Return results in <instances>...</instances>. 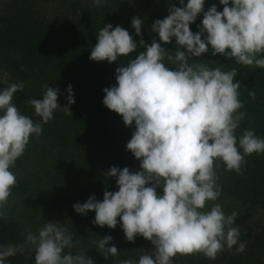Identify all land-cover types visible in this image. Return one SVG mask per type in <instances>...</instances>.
Here are the masks:
<instances>
[{"label": "clouds", "instance_id": "9594fccd", "mask_svg": "<svg viewBox=\"0 0 264 264\" xmlns=\"http://www.w3.org/2000/svg\"><path fill=\"white\" fill-rule=\"evenodd\" d=\"M204 3L179 0L180 7L170 5L168 15L151 25L159 42L153 39L150 45L142 38L144 21L133 17L131 27L141 37L138 43L144 51L116 68V84L103 89L104 106L120 115L126 127L134 125L126 150L140 161V170L111 167L105 175L115 178L118 191L105 190L102 201L89 196L73 209L81 215L94 211L92 223L99 227L115 229L119 223L128 242L139 235L154 249L138 261L116 260L121 255L117 247H106L110 235L89 241L105 259L113 257L114 264H172L178 255L196 254L215 260L225 248L235 247L236 254L246 251L247 241L240 240V227L235 225L239 214L226 215L218 203L205 209L221 195L218 168L222 165L224 171L242 174L246 157L264 153V138L253 129L236 135L247 115L240 111L244 89L234 82L238 70L189 61L211 50L213 56L264 69V0H219L222 11L215 4L205 11ZM103 5L104 0H93L94 7ZM201 13L199 31L193 33L190 24ZM172 38L175 52L162 47ZM138 43L127 30L109 23L99 29L89 59L113 63L136 51ZM2 83L6 87L0 90V217L17 183L10 169L30 138L39 139L43 124L53 119L56 110L72 116L69 106L75 102L70 84L64 107L57 102L59 88L45 84L42 99L28 101L40 117L34 123L13 103L14 94L24 91L23 82ZM247 95L256 99L254 90ZM76 244L67 227L50 221L35 233L29 230L21 244H0V264H8V258L22 254L26 246H31L35 264H94L85 251L73 254Z\"/></svg>", "mask_w": 264, "mask_h": 264}, {"label": "trees", "instance_id": "16d2710c", "mask_svg": "<svg viewBox=\"0 0 264 264\" xmlns=\"http://www.w3.org/2000/svg\"><path fill=\"white\" fill-rule=\"evenodd\" d=\"M159 3L178 5L179 0H104L103 7H94L93 0H9L0 8V70L8 74V82L24 84V91L14 94V105L38 123L40 117L28 101L42 99L45 84L59 88L57 102L61 107L68 106L66 88L70 84L75 101L69 106L72 116L56 110L53 119L43 124L39 139L30 138L24 154L10 169L17 183L2 210L5 215L0 217V244H21L29 230L35 233L51 221L67 227L73 241H78L73 254L85 251L94 264H114L113 257L105 259L89 243L105 235L112 237L106 247L115 245L121 253L116 260L138 261L140 255L154 252L151 243L139 235L134 242H128L119 223L115 229L99 227L92 223L94 211L81 215L73 205L83 204L89 196L102 201L105 190L118 191L115 178L105 175L111 167H128L135 172L132 154L126 150L135 128L126 127L104 106L103 89L116 84V68L144 51L138 43L141 37L131 27L133 17L144 21L141 34L145 44L150 45L153 39L159 42L157 33L151 31L158 18L154 7ZM213 4L222 11L219 0ZM202 18L201 13L190 24L193 33L199 31ZM109 23L113 28L119 25L127 30L137 41V50L113 63L92 61L89 56L98 31ZM162 47L175 52V38ZM192 59L189 63L220 66L223 71L238 70L234 82L239 81L244 89L240 96L244 108L240 111L247 115L236 135L253 129L264 138V69L236 64L220 54L213 56L211 50ZM165 63L175 70L174 65ZM251 90L256 93L254 101L247 95ZM245 159L242 174L224 171L222 165L218 168L220 196L241 205L245 213L264 210V153ZM240 240L247 241L244 253L236 254L234 247L231 251L225 248L215 260L202 254L178 255L172 264H264V228L244 233ZM30 248L26 246L24 252H31L34 262ZM20 256L9 257L8 264H21Z\"/></svg>", "mask_w": 264, "mask_h": 264}, {"label": "rangeland", "instance_id": "374dc122", "mask_svg": "<svg viewBox=\"0 0 264 264\" xmlns=\"http://www.w3.org/2000/svg\"><path fill=\"white\" fill-rule=\"evenodd\" d=\"M9 0H0V8L3 7V4L8 2ZM216 0H205L204 3V9L208 10V8L215 3ZM187 3V0H186ZM185 3V4H186ZM173 4H163L159 3L157 7H154V12L157 15V19H163L168 15V7ZM176 7H180L181 5L178 4ZM154 15V16H155ZM170 70H174V67L169 66ZM8 74L6 72H3L0 70V90L4 89L6 87V84L2 83L3 81H7L9 78L7 77ZM13 81V80H12ZM10 83V82H9ZM15 83V81L11 82ZM116 115L115 118L122 119L121 116H119L117 113L113 112V115ZM119 119V120H120ZM134 127H130L129 129H133ZM243 132V130H242ZM130 157V156H129ZM132 158V166L133 170L139 171V164L140 161L137 160L133 155L130 157ZM218 203L222 206L223 211L226 215H230L233 211L237 212L239 215L237 216L235 220V225L240 227L241 235L240 237L244 236V233L246 234H252L255 231H259L262 228H264V210H253V212H247L243 210L242 206L234 201H230L229 199H225L224 197L220 196L216 201H210L208 203V206L206 207L205 211L210 210V207L212 204ZM6 228V227H5ZM0 237H2V234H0ZM31 249V248H30ZM20 262L21 264H35V262H32V254L31 252L25 251L20 256Z\"/></svg>", "mask_w": 264, "mask_h": 264}]
</instances>
